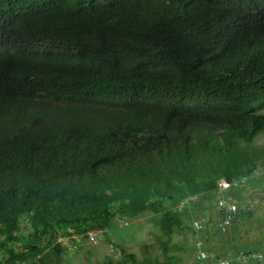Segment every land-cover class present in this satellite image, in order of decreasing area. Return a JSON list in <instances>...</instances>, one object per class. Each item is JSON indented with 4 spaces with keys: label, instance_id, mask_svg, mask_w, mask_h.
Returning a JSON list of instances; mask_svg holds the SVG:
<instances>
[{
    "label": "trees",
    "instance_id": "16d2710c",
    "mask_svg": "<svg viewBox=\"0 0 264 264\" xmlns=\"http://www.w3.org/2000/svg\"><path fill=\"white\" fill-rule=\"evenodd\" d=\"M260 137L264 0H0V264L147 213L162 260L105 264H179L173 233Z\"/></svg>",
    "mask_w": 264,
    "mask_h": 264
},
{
    "label": "rangeland",
    "instance_id": "374dc122",
    "mask_svg": "<svg viewBox=\"0 0 264 264\" xmlns=\"http://www.w3.org/2000/svg\"><path fill=\"white\" fill-rule=\"evenodd\" d=\"M256 143L259 146L264 145V138L260 137ZM256 167L258 168L254 171L261 173L233 193L239 210L236 221L226 234L219 235L216 231L218 213L214 206L219 196L216 190L209 196L210 207L202 204L199 209L189 208L188 213L192 212L194 219L202 220L206 228L203 236H207L208 240L206 241L207 251L211 254L209 256L216 260L225 259L221 257L223 255L232 257L239 252L254 251L264 254V163ZM194 201L197 199L195 198ZM191 202L192 200L189 204ZM182 218L185 222L186 216ZM156 222L157 218L155 219L150 213L134 219L122 220L116 217L114 222L116 225L111 230L92 233L94 235L92 243L89 242L88 237L86 240L76 239L78 246L71 243L68 238H59L58 242L66 248V251L62 256L48 257V260L50 264H105L109 261L117 262L121 251L133 254L138 260L154 257L162 260L161 244L158 241L161 239V232ZM191 237L187 228L175 231L171 237L168 247L179 257V264L193 262L194 250ZM174 246L185 248L176 251L172 249Z\"/></svg>",
    "mask_w": 264,
    "mask_h": 264
},
{
    "label": "built area",
    "instance_id": "2783aa9c",
    "mask_svg": "<svg viewBox=\"0 0 264 264\" xmlns=\"http://www.w3.org/2000/svg\"><path fill=\"white\" fill-rule=\"evenodd\" d=\"M260 172V171H259ZM261 173V172H260ZM260 173L255 171L252 174L246 176H240L232 179L230 182L220 180L217 185L219 196L215 202V208L218 212V221L216 224L217 234H226L233 223L236 221L239 206L237 199L233 192L236 189H240L248 184L250 180H253L254 176H258ZM206 230L202 221L194 219L192 221V238L194 248V258L197 261H207L210 256L206 251V242L203 232ZM89 242H94V235H88ZM264 264V254L261 252H239L232 258L217 259L211 264Z\"/></svg>",
    "mask_w": 264,
    "mask_h": 264
},
{
    "label": "crops",
    "instance_id": "0c3cea01",
    "mask_svg": "<svg viewBox=\"0 0 264 264\" xmlns=\"http://www.w3.org/2000/svg\"><path fill=\"white\" fill-rule=\"evenodd\" d=\"M217 211V210H216ZM218 213V212H217ZM215 214V213H214ZM206 238H207V236H206ZM207 242H208V240H207ZM234 253H236V252H234ZM233 253V254H234ZM233 254H231V256L233 255ZM211 255V254H210ZM212 257V256H211ZM222 258H225V257H229V256H225V255H223V256H221ZM213 258V257H212ZM213 259H215V258H213Z\"/></svg>",
    "mask_w": 264,
    "mask_h": 264
},
{
    "label": "clouds",
    "instance_id": "9594fccd",
    "mask_svg": "<svg viewBox=\"0 0 264 264\" xmlns=\"http://www.w3.org/2000/svg\"><path fill=\"white\" fill-rule=\"evenodd\" d=\"M92 234V233H91ZM205 242H206V240H205ZM206 251H207V248H206ZM210 255V254H209Z\"/></svg>",
    "mask_w": 264,
    "mask_h": 264
},
{
    "label": "bare ground",
    "instance_id": "6f19581e",
    "mask_svg": "<svg viewBox=\"0 0 264 264\" xmlns=\"http://www.w3.org/2000/svg\"><path fill=\"white\" fill-rule=\"evenodd\" d=\"M101 91V90H100ZM107 92V91H106ZM114 93V92H113ZM192 251V250H191Z\"/></svg>",
    "mask_w": 264,
    "mask_h": 264
}]
</instances>
